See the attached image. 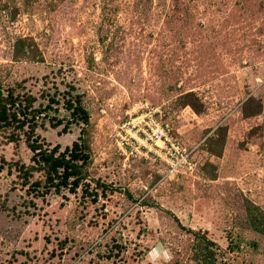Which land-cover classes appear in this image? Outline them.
<instances>
[{"label":"rangeland","instance_id":"rangeland-1","mask_svg":"<svg viewBox=\"0 0 264 264\" xmlns=\"http://www.w3.org/2000/svg\"><path fill=\"white\" fill-rule=\"evenodd\" d=\"M0 89L35 109L0 124V264H264V0H0ZM146 116L193 172L132 139ZM30 135H82L76 189L33 183Z\"/></svg>","mask_w":264,"mask_h":264},{"label":"trees","instance_id":"trees-1","mask_svg":"<svg viewBox=\"0 0 264 264\" xmlns=\"http://www.w3.org/2000/svg\"><path fill=\"white\" fill-rule=\"evenodd\" d=\"M32 101V96L28 94L20 97L14 95L12 90L4 93L0 89V124L9 126L16 123L17 127L23 128L27 123L34 121L35 114H31L35 111L31 109ZM65 107L71 110L74 119L83 123L88 121V113L82 106L79 96L67 99ZM27 143L33 152L34 164L24 170L26 172L29 169L40 170L45 176L43 182L40 179L33 182L37 187H45L47 191L54 187L59 191L63 187L74 190L79 186L83 179L82 166L90 157V148L82 135L63 151H60L58 145L52 148L44 146L31 135L27 137Z\"/></svg>","mask_w":264,"mask_h":264},{"label":"built area","instance_id":"built-area-1","mask_svg":"<svg viewBox=\"0 0 264 264\" xmlns=\"http://www.w3.org/2000/svg\"><path fill=\"white\" fill-rule=\"evenodd\" d=\"M132 139L164 164L169 174H186L193 172L196 163L193 157V148L186 146L170 134L167 123L154 120L146 116L135 122Z\"/></svg>","mask_w":264,"mask_h":264}]
</instances>
